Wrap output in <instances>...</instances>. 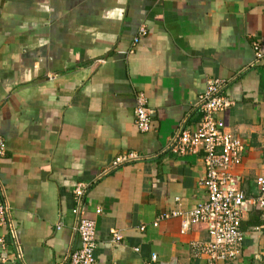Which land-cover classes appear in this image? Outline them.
Here are the masks:
<instances>
[{
	"label": "crops",
	"instance_id": "0c3cea01",
	"mask_svg": "<svg viewBox=\"0 0 264 264\" xmlns=\"http://www.w3.org/2000/svg\"><path fill=\"white\" fill-rule=\"evenodd\" d=\"M263 35L264 0H0V200L9 211L0 264H66L79 186L88 187L98 264H146L154 254L157 264H207L192 245L209 240L205 230L157 222L206 198L203 153H175L172 141L181 124L197 130L208 82L229 81L233 105L219 117L246 147L241 189L257 193L264 61L253 65L252 44ZM140 93L152 110L145 133L135 122ZM131 152L142 158L113 168ZM261 224L251 210L242 253L226 264H264Z\"/></svg>",
	"mask_w": 264,
	"mask_h": 264
},
{
	"label": "built area",
	"instance_id": "2783aa9c",
	"mask_svg": "<svg viewBox=\"0 0 264 264\" xmlns=\"http://www.w3.org/2000/svg\"><path fill=\"white\" fill-rule=\"evenodd\" d=\"M147 35V28L140 27L138 35L133 40L137 46ZM254 52L253 65L264 61V35L252 44ZM133 49L131 50V52ZM229 81L212 79L208 82L205 92L200 95L199 109L202 112L201 122L194 132L185 129L184 124L178 128L172 141V151L180 154L200 153L204 155L206 173L200 181V186L206 191V198L193 207L187 214L174 210L157 218V222L169 218H182L183 231L188 227H198L205 230L208 241L194 242L195 257L204 258L207 264H226L237 259L242 253L244 232L242 224L251 210L261 213L262 224L256 228L264 233V174L258 178L257 193L247 196L241 189V179L237 170L242 166L246 147L241 139L232 132L219 117L233 105L232 99L226 94ZM152 110L144 93H140L135 110V122L140 132L151 129ZM7 152V143L0 137V170L1 162ZM140 157L135 152L118 156L113 162V168H119ZM87 186H79L76 190L77 206L75 215L74 241L66 264H98L96 259L97 224L95 219L85 213V196ZM8 208L0 200V225L8 221ZM100 215L102 210L98 208ZM141 230H145L142 227ZM122 234L111 231V240L121 242ZM5 241L0 239V248L5 249ZM137 250V249H136ZM5 255L3 256L4 260ZM157 254L152 255L146 264H157Z\"/></svg>",
	"mask_w": 264,
	"mask_h": 264
}]
</instances>
